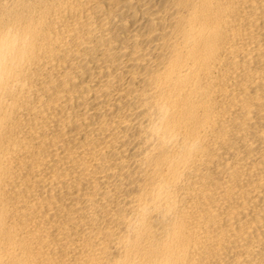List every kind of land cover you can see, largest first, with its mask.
Returning a JSON list of instances; mask_svg holds the SVG:
<instances>
[{
  "label": "bare ground",
  "instance_id": "6f19581e",
  "mask_svg": "<svg viewBox=\"0 0 264 264\" xmlns=\"http://www.w3.org/2000/svg\"><path fill=\"white\" fill-rule=\"evenodd\" d=\"M0 264H264V0H0Z\"/></svg>",
  "mask_w": 264,
  "mask_h": 264
}]
</instances>
